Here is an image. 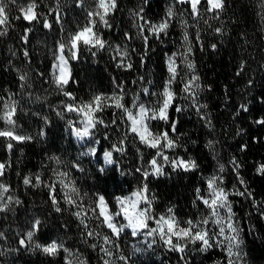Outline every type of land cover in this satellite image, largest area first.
<instances>
[{"label":"trees","instance_id":"16d2710c","mask_svg":"<svg viewBox=\"0 0 264 264\" xmlns=\"http://www.w3.org/2000/svg\"><path fill=\"white\" fill-rule=\"evenodd\" d=\"M48 1L37 0V11L52 22V30L43 28V17L34 26L23 19H15L19 13L16 6L10 5L11 26L7 35L0 36V97L6 100L12 95L17 102L14 119L22 134L32 138L13 144L11 151L0 138V162L8 165L4 181L10 186L11 195L22 201L20 205H13L12 211L0 213V233L4 234L0 239V264H68L77 258L83 259L85 264H104L106 259L123 264L117 259L119 253L129 258V264H185V260L187 264H227L226 252L220 247L200 252L199 242L188 246L185 260H181L180 253L169 251L158 238L151 253L143 255L135 246L143 237L133 238L130 230L121 234L119 252L113 247L114 255L111 258L104 256L99 245L103 244L102 237L109 234V230L98 227L99 220L88 212L86 223L94 236L86 237L83 226L73 215L80 209L64 202L65 190L58 183V172L69 174L66 183L74 181L80 196L73 198L84 209L92 206L97 195H103L109 207L115 210L117 197H128L146 183L153 214L157 217L166 215L172 208L181 222L188 219L200 221L209 215L210 210L196 199L197 188L207 197L209 178L221 177V186L229 193L244 191L246 186L251 196L247 193L244 196L229 195L234 220L242 229V259L238 264H264V175L257 172L258 166L264 164V125L254 123L264 118V0H225L219 19H210L212 14L202 8L198 20L192 18L188 4L176 0H147V3L145 0H117V10L108 18L112 27L98 25L107 42L105 50L93 56L90 51L82 49L80 58L70 61L73 80L64 91L72 93L76 103L86 102L96 94L119 93L115 81L123 86L126 106L131 107L133 97H138L140 102L151 107L157 97L144 95L143 89L160 93L169 78L168 59L175 58L179 76L172 89L177 98L169 109V118L176 122V132L172 133L170 126L162 121H151V128L153 132L168 130L170 137L177 141V147L165 154L170 158L195 161L197 167L188 172L173 171L165 164L163 175H149L146 180L142 171L149 169V161L156 150L140 144L138 137L130 133L125 114L112 107L97 113L108 127L98 124L92 130V142L88 148L95 147L96 155H82L89 149L79 146L70 127V122L83 127L81 117L65 109V104L73 101L52 83V49L62 35L71 32L69 26L76 7L73 5L70 9L66 0H59L63 13L62 33L61 26L55 24V13L48 15L52 10ZM52 1L57 4V0ZM169 7L173 8L175 15L170 20L167 34L161 33L160 39L150 36L145 45L138 37L136 27L143 21H137L133 13L143 8L145 19L159 24L167 19ZM29 27L33 30L29 33V42L24 44L21 36ZM217 27L222 29V35L215 33ZM126 33L131 39L125 37ZM185 33L187 41L184 40ZM145 35H149L147 30ZM213 44L215 50L211 47ZM116 46L129 50L131 69L117 68L119 57L113 59ZM189 47L190 53L187 51ZM25 48L29 51V59L23 55ZM242 62L244 70L240 72ZM188 63L194 64V74L199 77L197 83L201 85L197 103L206 105L199 113L181 90L183 82L193 74ZM23 73L27 74L28 80L22 87L19 76ZM241 105H246L248 111H242ZM177 106L182 111L177 112ZM201 116L207 119H201ZM114 119L116 122L112 123ZM3 128L0 120V129ZM121 141H124V152H114V163L105 164L104 151L111 150L113 144L119 145ZM53 158H59L60 163ZM233 161L239 164L238 170L234 169ZM159 163L163 164L162 159ZM73 164H79L84 171H77ZM221 165L224 166L223 172L219 171ZM35 175L45 183L56 182L57 199L63 209L61 213L52 207L48 188L43 185L26 188L23 185L24 176ZM240 178L244 185L240 184ZM35 219L41 220L36 241L47 244L56 240L62 242L69 252L60 251L53 257L30 247L21 249L16 234L26 222ZM150 225L155 226L151 222ZM208 228L218 232L211 222ZM97 232L99 236L95 235ZM92 244L98 245L95 250L90 246Z\"/></svg>","mask_w":264,"mask_h":264},{"label":"snow or ice","instance_id":"6c2138e0","mask_svg":"<svg viewBox=\"0 0 264 264\" xmlns=\"http://www.w3.org/2000/svg\"><path fill=\"white\" fill-rule=\"evenodd\" d=\"M176 2L188 4L194 20H198L201 17L202 8L203 11L212 14L210 19H219L225 8V0H204L203 5L202 0H176ZM145 3H147V0H145ZM10 5H15L19 13L15 19H23L28 24L34 26L36 23H40L41 17H43V28L52 30V22H50L48 17L43 13L37 11L39 7L37 0H29L27 4H20L18 0H0V36L7 35L8 28L11 26L10 22L12 17L9 12ZM76 7H84V0H76ZM117 7V0H95V6L87 10L86 23L78 27L76 31L62 35L61 39L57 41V49L53 53L52 83H54L55 87L63 92L69 100L73 101V103L65 104V109L68 112H73L80 116V124L83 125V127H78L70 122L72 134L78 141L83 142L86 138H91L92 130L95 129L98 124H104L105 127H108L104 120L97 116V113L104 111L108 107H112L125 114L130 133L138 137L140 144L148 149L156 150L155 156L149 161V169L142 171L145 180L149 175H163V167L165 164L171 166L173 171L182 170L188 172L194 170L197 167L195 161L185 160L181 157L170 158L165 154L167 150L177 147V141L170 137L168 130L153 132L150 123L151 121H162L164 124L170 126L172 133L176 132V122L169 118V109L173 106V102L177 98L176 93L172 89V85L179 76L177 70L178 65L174 57L169 58L167 65L169 78L165 82L162 91L160 93H150L148 88L143 89L144 95H154L157 97L156 102L151 107L140 102L138 97H133L131 107L126 106L123 102L125 98L123 86L115 81L113 82L119 89V93L114 92L112 95L96 94L86 102L76 103L75 96L70 92L64 91L70 81L73 80L70 61L78 60L82 49L90 51L93 56H95L98 51L105 50L107 42L99 31L98 25L110 29L112 26L108 18L115 13ZM53 12L55 13V24L61 26V32L63 33V13L60 10L59 0H57V8L52 9L48 15H52ZM133 15L137 18V21H143V23H137L136 27L139 37L144 41L145 45H147L150 36H155L157 39H160L161 33L167 34L170 20L175 13L173 8L169 7L167 19L159 24H153L151 21L146 20L143 16V8H141L139 12L133 13ZM205 23H207V21H205ZM209 26L211 27V25ZM32 30L31 27L25 28L24 34L21 36V40L24 44L29 42V33H31ZM146 30L149 35H145ZM214 31L216 34H223L220 27L215 28ZM125 37L131 39L127 33ZM184 40H188L186 33L184 35ZM108 47H110V45H108ZM211 47L213 50L216 49L215 44ZM93 49H95V51H93ZM114 51L116 56H114L113 59L116 60V58L119 57L116 63L117 68L129 70L133 67L130 62V53L127 48L122 49L120 46H116ZM187 51L190 53L191 47H189ZM23 55L26 59H29L30 54L27 48L24 49ZM184 59L187 60V55H185ZM187 67L193 74L187 81L183 82L181 90L186 94L184 98L190 99L193 107H195L199 113L201 108L206 107V105L197 103L198 90L201 87V85L197 83L199 77L194 74V64L188 63ZM243 70L244 64L242 62L240 65V72H243ZM240 72H238L237 75H239ZM19 79L23 87L28 80V76L26 73H23L19 76ZM133 109H135V112ZM240 109L245 112L248 111L246 105H241ZM175 110L180 112L182 108L177 106ZM16 112L17 102L13 99L11 94L6 100L0 97V120L6 125L5 128L0 129V138H4L7 141L6 147L9 151L13 148L12 141L22 143L32 139L30 136L23 135L17 131V125L14 119ZM57 114L60 115V113ZM238 114L239 112H237V115ZM113 115L115 116L116 113L114 112ZM201 119H207V117L201 116ZM121 121L125 122L124 117H121ZM115 122L114 119L112 123ZM254 123L264 125V118L257 119ZM41 135H43V133H41ZM123 143L124 141H121L119 145L113 144L111 150L104 151L103 156L105 164L111 165L114 163V152H124ZM137 151H139V149H137ZM96 152L97 149L91 147L87 153H82V155L94 156ZM53 159H55L57 163H60L59 158ZM160 159H162L163 164L159 163ZM233 165L235 170H238L240 167L235 161H233ZM72 166L76 168L77 171H84L79 164H73ZM6 167H8V165L0 162V178L4 177ZM103 170L104 169H101V171ZM137 171H141V169H137ZM219 171H224L223 165L220 166ZM257 172L264 175V164L258 166ZM56 175L59 177L58 183L61 189L65 190L64 202L69 206L80 209L75 211L73 215L79 220V224L83 226L86 237L91 238L94 236V232L89 230V226L86 223L88 212H91L93 216L99 220L98 227H106L109 230V234H105L102 237L103 244L99 245L100 251L104 256L111 258L114 255L112 251L113 247L119 252L118 241L121 234L125 232V229H129L133 238L140 236L151 238L150 241L147 239L145 240L148 248H152L158 238L169 251L180 253L181 260H185L184 253L188 246L196 245L198 242L200 243V252H206L213 247H220L222 251L226 252L228 258L227 264H238V261L242 259L241 245L243 241L240 238L242 229L239 228L238 223L234 220L235 214L232 211V203L229 201V195L244 196L247 193L248 196H251V193L247 192L246 186L244 191L229 193L221 186L223 184V179L221 177L209 178L207 181V197L201 195V190L199 188L196 189V199L201 201L210 210L209 215L202 218L200 221L188 219L181 222L176 218L172 208L168 209L166 215L161 214L157 217L153 214L152 200L149 199L147 195L148 186L146 183L143 184L141 188L134 191L131 196L123 198L117 197L119 207L116 211L110 210L103 195H97L92 206L88 209H84L73 198L74 196H80L74 181L68 180L66 183L65 178H67L69 174L67 172H58ZM22 183L26 188H40L42 185L48 188L49 200L55 212L61 213L63 211L56 195V182L45 183L39 175H35V177L24 176L22 178ZM240 184H245L242 178H240ZM10 192V186L0 182V213L10 212L13 210V205H20L22 203L18 197H13ZM221 210H224L226 215H222ZM121 216L123 221L127 223H122L117 219ZM150 222L155 226H151ZM210 222L218 228V232L208 228ZM40 227V219H35L30 222L29 229L22 234H18L20 235L18 240L19 246L26 249L30 247L33 251L39 250L53 257L57 256L60 251H64L65 253L69 252V249H67L62 242L53 240L50 243L41 244L36 241L34 238L40 231ZM3 235V233H0V238H2ZM95 235L99 236L100 233L97 232ZM106 245L110 247H105ZM90 246L95 250L98 245L92 244ZM16 250L18 251L19 249ZM136 251L138 252L140 249L137 248ZM117 259L123 261V264H129V258L123 253H119ZM68 264H85V261L77 258L74 262L69 261ZM104 264H115V262L106 259L104 260ZM185 264H187L186 260Z\"/></svg>","mask_w":264,"mask_h":264},{"label":"rangeland","instance_id":"374dc122","mask_svg":"<svg viewBox=\"0 0 264 264\" xmlns=\"http://www.w3.org/2000/svg\"><path fill=\"white\" fill-rule=\"evenodd\" d=\"M66 1H67L68 5H69L68 7H70V9L73 7V5H75V7H76V0H66ZM28 2H29V0H18V3H20V4H27ZM52 2H53L52 0H49L47 2V4H49V6H51L50 7L51 9H55L57 7V4L56 5H55V3L52 4ZM13 6H15V5H12V7ZM94 6H95V0H84V7H82V8L81 7H76L75 11L73 12V22H72V25L70 24V26H69L71 32L74 31L75 29H77L78 27L83 26L86 23V20H87V10L90 9V8H93ZM56 49H57V45L52 50L55 52ZM168 61H169V59H168ZM71 70H72V68H71ZM52 72H53V70H52ZM2 124L4 125V127H6V125L4 124L3 121H2ZM16 125H17V131L22 134L23 131H22L21 127H19L17 123H16ZM73 137H74L75 141H77L79 143V146L80 147H85V148L90 147L91 142H92V137L91 138H86V140L83 141V142L78 141L77 138L74 135H73ZM4 143L7 144V141L5 139H4ZM12 143L13 144H16L17 142L12 141ZM6 172H7V169L5 170V174H6ZM4 177H5V175H4ZM4 177L0 178V182L5 183ZM6 185H8V184H6ZM10 194H11V192H10ZM129 196H131V195H129ZM118 207L119 206H118V203H117V208L115 210H112L110 207L109 208L112 211H116L118 209ZM221 214L222 215H226V213L224 212V210H221ZM117 219H119L122 223H127L126 221H123L122 216L121 217H118ZM29 227H30V222H26L24 224V227L23 228H19L20 230L17 232L16 237L20 238V235H18V234H22V233L26 232L29 229ZM125 230H129V229H125ZM0 239H2V238H0ZM146 239L148 241L151 240V238H145V237H143V239H141L140 241H138L137 244L135 245L136 246V249L137 248L140 249V251H138V253L142 252L143 255H148L152 251V248H148L147 247V243L145 242ZM12 252H14V251H12Z\"/></svg>","mask_w":264,"mask_h":264},{"label":"water","instance_id":"95a60500","mask_svg":"<svg viewBox=\"0 0 264 264\" xmlns=\"http://www.w3.org/2000/svg\"><path fill=\"white\" fill-rule=\"evenodd\" d=\"M21 249H23V250H27L28 248H27V249H26V248H21Z\"/></svg>","mask_w":264,"mask_h":264}]
</instances>
